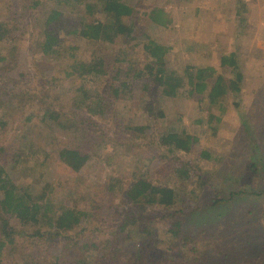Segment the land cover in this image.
<instances>
[{
	"label": "trees",
	"instance_id": "trees-1",
	"mask_svg": "<svg viewBox=\"0 0 264 264\" xmlns=\"http://www.w3.org/2000/svg\"><path fill=\"white\" fill-rule=\"evenodd\" d=\"M162 2L165 0H157L147 13L151 27L172 24ZM47 3L53 7H46ZM5 5L16 10L15 18L20 15L31 20L29 35L22 34L17 23L6 21L8 17L0 20V41L12 44L13 52L18 54L17 59L10 60L5 73L0 71V77L6 74L3 81H7V84L0 83V264H89L88 252H92L94 264H115L107 260L109 256L115 257L112 245H108L111 239L99 234L98 226L93 230L88 229L89 226L79 228L82 222L94 219L93 210L96 205L103 206L102 201L93 202L91 211L68 201L72 196L88 195L91 189L96 193L99 185L91 188L93 184L85 182L79 174L96 158L98 150H106L110 145L115 154L123 152L135 165L128 188L121 187L124 186L122 179L115 170L104 185L108 192L119 193L122 200L117 206L121 229L115 235L120 236L129 226L135 227L136 235L142 239L138 256L155 258L158 219L151 213L158 209L164 214L165 226L172 236L164 251L165 259L169 260L152 259L149 264H183V259L192 256L193 249L189 245L194 238L184 233V223L171 210L178 199H182L176 182L191 178V172L179 163L182 156L188 158L199 151L200 138L168 122L164 104L189 87V97L201 104V108L207 107L209 124L220 122L216 110L223 109L224 99L233 92H242L243 74L237 54L221 58V66L232 69L236 75L229 84L222 76H217L212 67L188 66L185 79L168 67L169 47L139 27L135 16L137 3L134 5L133 0H3L0 9ZM69 6L75 20L67 32L85 41L90 48V60L88 63L76 61L63 72L51 63H56L61 53L68 51L61 48L63 42L59 33L63 13ZM22 38L24 45L17 46ZM98 46L102 49L114 47L116 56L120 57L114 63L119 60L127 66L112 73L108 56L99 55ZM141 47L146 61L135 57ZM27 55L34 57V62L44 59L47 66L36 67L39 77L35 79L33 73H28V79L33 76L35 83L27 79V84L20 87L23 85L19 79L24 75L19 70ZM9 59L6 55L0 56L2 62L9 63ZM118 78L123 81L119 88L116 87ZM97 80V90L88 87L89 82ZM136 83L143 84V95L149 96L144 104L153 124L138 125L132 120L125 123L114 117L116 100L131 101L135 92L132 86ZM100 87L105 90L101 91ZM110 119L117 125V129H111L112 137H108L106 127L99 123V120L110 123ZM45 130L52 134L45 137ZM91 138L94 144L91 146L88 142L90 147H87ZM43 144L58 146L51 152L74 185L66 196L55 195L58 186H63L59 174L53 183L41 185L40 189L18 182L24 172L28 178L35 167L41 170V175L45 173L40 165L43 164ZM200 156L204 160L211 159L208 151L201 152ZM28 162L29 168L21 172L20 167ZM122 189L124 193L120 192ZM125 203L129 206L126 211ZM116 214L117 211H113V216ZM87 231L90 232L88 239L85 237ZM178 254L182 260L175 261L174 255Z\"/></svg>",
	"mask_w": 264,
	"mask_h": 264
},
{
	"label": "rangeland",
	"instance_id": "rangeland-1",
	"mask_svg": "<svg viewBox=\"0 0 264 264\" xmlns=\"http://www.w3.org/2000/svg\"><path fill=\"white\" fill-rule=\"evenodd\" d=\"M233 1L235 3L228 4L237 8L229 10V5L221 0H165L160 4L169 14L172 24L168 27H151L147 13L155 6L157 0H133L134 5L137 3L135 16L139 27L144 30L143 32H148L151 38L172 50L166 58L170 69L177 71L186 79L184 73L188 66L212 67L216 69L217 76H222L227 84H229L228 81L236 79L235 72L233 73L230 68L222 67L220 56L215 55L216 53H213L210 47L206 46L205 48L202 43L198 45L197 42L194 46L191 45L192 49H189L191 48L189 43L186 44V39L192 36V32L197 34L202 31L213 35L214 19H219L221 25L233 28L234 32L232 29L230 31L235 34H228V31H225L216 35L221 55L237 54L239 67L243 74L242 92L228 94L223 101V109L216 110V114L221 118L220 122L215 123L214 121L209 124L207 107L201 108L203 107L201 104L189 97V87L183 88L176 99L169 100L164 104V109L169 116L168 122L173 123L178 129H184L200 138L199 151L189 155L188 158L185 155L182 156V162L179 163L191 172V181L185 178H182L184 180L178 179L176 183L182 199L179 198L176 206L171 210V213L176 214L177 219L184 223V227H186L183 229L184 233L194 238L193 243L189 245L193 249L192 256L183 259V264H264V0ZM2 3L3 0H0V4ZM223 6L226 8L222 9ZM46 7L52 8L53 6L47 3ZM206 7L216 11L211 16L203 17ZM48 8L44 12H47ZM13 10V7L5 5V8L0 9V20L8 17L6 21L11 24L17 23L23 30H21L22 34L25 32L29 35L28 23L31 18L27 16L23 18L20 15L15 18L16 10ZM238 10L240 13L237 14ZM209 11L207 10V14ZM226 12L228 13L226 14ZM223 14L227 16L224 17ZM230 14L233 17H238L229 18ZM221 16H223V21ZM42 20L45 18L42 17ZM74 20L72 7L69 6L63 13L62 24H60L63 26L59 33L63 42L61 48L68 49V51H63L57 58V62L51 63L52 67L60 68L63 72L76 61L88 63L90 60V48L85 44V41L67 32L74 25ZM193 20L194 22H191ZM204 20L208 22L213 20L214 22L206 29ZM220 23L216 21V24ZM233 35L231 46L230 40ZM17 43V46L24 45L23 38ZM71 47H75V49ZM96 49L100 52L99 55L104 53L108 56L107 60L112 73L127 66L120 63L119 60L114 63L116 58H120L116 56L114 47L102 49L98 46ZM13 51L12 44L0 41V56L10 57L9 63L0 61L1 73H5L7 65L11 63L10 60L18 58V54ZM144 55L141 47L135 57L146 61ZM43 60L34 62L35 58L28 55L23 58L22 67L20 70L18 68L24 75L19 79L23 85L20 87L27 84V79L30 76L28 73H33L34 79L39 77L36 67L47 66ZM115 65L118 69L115 68ZM5 76L6 74L0 77L1 84H7V81H3ZM33 76L28 80L35 83ZM98 82V80L89 82L88 87L97 90ZM121 82L123 81L120 78L116 80L117 88L121 86ZM142 86L141 83L134 85L136 89L132 86L135 92L131 95V101L116 100L114 117L125 121V123L132 120V123L138 125L153 124L147 106L144 104L149 96L143 95L145 92ZM100 90L104 91L105 88L100 87ZM179 118L181 121L178 123ZM161 121L163 124L164 120ZM99 123L101 127L103 125L106 127L110 135L108 137H112L111 129H117V125L111 119L110 123L106 124L102 120H99ZM51 134V131L45 130L44 136L47 137ZM120 134L124 136V133ZM88 142L92 146L94 139L91 138L87 141V147H90ZM106 143L112 144L109 141ZM50 145H42L41 162L43 164L40 165L45 168V173L41 175V170L35 167L30 172V176L26 178L28 175H25L24 171L29 168V162L24 163L22 168L19 166L24 175L19 177L18 182L32 184L40 189L41 185L53 183L59 174L62 177L63 186H58L55 195L57 197L66 196L70 187L74 185H72V180L66 177L68 173L61 170L56 155L51 152L58 146ZM112 150L113 146L111 145L107 146L106 150H98L96 158L94 157L86 169L79 174V177H83L85 182L93 184L91 188L95 189L96 184L99 185L96 193H93V189H91L88 191V195L68 198L71 205H75L77 202V207L80 209L86 206L85 211L93 210L91 206L93 202L102 201L103 206L96 205V210H93L95 212L94 219L82 222L79 228H88L89 226L88 229L93 230L98 226L99 234L111 239V243L108 245H112L111 251L115 257L109 256L107 260H111L115 264H149L152 259L166 262L169 259H165L164 251L169 246L172 236L165 226L166 221L162 211L156 209L151 213L152 217L158 219L156 229L159 235L155 248L158 254L155 258L151 259L147 256L140 258L138 256L140 255L138 245L142 239L136 235L135 231L138 230L135 227L129 226L120 236L115 235V232L121 229L122 219L117 206L122 200L119 193L108 192L104 185L107 184L111 172L115 170L118 177L122 179L124 186L121 187L128 188L132 181L131 175L135 171V165L123 152L119 151L115 154ZM203 151L211 153L210 160H204L200 156ZM147 164L149 163L147 162ZM123 189L120 191L121 193H124ZM126 205L125 203V211L126 208H129ZM107 207L108 210H106ZM113 211H117L115 216H113ZM89 233L87 231L85 234L87 239L90 238ZM90 253L92 252H88L87 259L89 264H94L92 262L94 257ZM194 254L196 257L193 256ZM179 255H174L175 261L182 260V257H178Z\"/></svg>",
	"mask_w": 264,
	"mask_h": 264
},
{
	"label": "crops",
	"instance_id": "crops-1",
	"mask_svg": "<svg viewBox=\"0 0 264 264\" xmlns=\"http://www.w3.org/2000/svg\"><path fill=\"white\" fill-rule=\"evenodd\" d=\"M223 3H225V4H227V5H229L228 3H230V2H234L233 0H221ZM235 3V2H234ZM239 3V2H238ZM217 8V7H216ZM226 8V6H223L222 7V9H225ZM229 10L230 9H235V8H237V7H231L230 5H229ZM207 10H210L209 11V14H207ZM216 10H213L212 11V8L210 9L209 7H206V10H205V12L203 13V17H205V16H211V15H213V13L215 12ZM230 12V11H229ZM228 12H226V14H227ZM238 13H240V11L238 10L237 11V14ZM226 14H223V16L224 17H226L227 15ZM215 15H216V13H215ZM223 16H221L222 17V21H223ZM233 17V15L231 16V14L229 15V18H232ZM235 17H238V16H234L233 18H235ZM211 19V18H210ZM213 19H214V17H213ZM215 20V22L213 21V20H210L209 22L207 21V20H204L203 22H204V24H205V26H206V29L208 28L207 26H209L211 23H213L214 22V30H213V35H211V34H208V32H199V33H195V32H192L193 34H192V36L190 37V38H187L186 40L188 41H186V44H188L189 43V46L191 47V48H189V49H192L193 47L191 46L192 44H193V46H194V44L195 43H197L198 42V45H199V43H202V46L204 45V47L206 48V46H208V47H210L211 48V50H212V52L213 53H216L215 55H218V56H220V58H222V55H221V51H220V46L217 44V41H216V39H217V37L218 36H216L219 32H225V31H228V34H234L233 32H234V30H233V28H231L232 29V31L233 32H231L230 30V27L228 26V27H225V26H223V25H221L222 23H220L221 22V20H219V19H214ZM216 21L217 22H219L220 24H216ZM191 22H194V20L193 21H191ZM198 24H199V21H198ZM232 24H234L233 22H232ZM200 25L202 26V24L200 23ZM218 25H219V29H218ZM224 25H226V24H224ZM198 35L197 37H196V35ZM235 35V34H234ZM234 35L232 36V38H231V40H230V45L232 46V41H233V37H234ZM201 36V37H200ZM172 50L170 49V52H171ZM169 52V53H170ZM224 53V52H223Z\"/></svg>",
	"mask_w": 264,
	"mask_h": 264
}]
</instances>
